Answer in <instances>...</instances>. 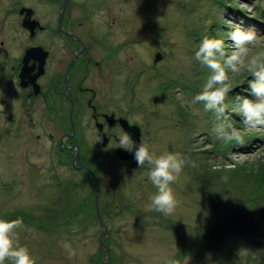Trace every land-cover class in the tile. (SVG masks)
<instances>
[{"label":"rangeland","instance_id":"obj_1","mask_svg":"<svg viewBox=\"0 0 264 264\" xmlns=\"http://www.w3.org/2000/svg\"><path fill=\"white\" fill-rule=\"evenodd\" d=\"M4 1L0 0V40L9 37L2 30V19L7 16V10L2 7ZM21 1L29 3V0ZM77 1L84 2L90 11L91 43L99 47L92 37L100 40L110 34L107 39L110 45H120L119 58L125 69L120 86L122 103L129 107L132 103L137 108V114L130 113L133 120L145 124L150 118L145 142L157 154L165 150L179 152L189 161L173 185L178 206L170 216L147 210L149 198L156 192L147 178V170L142 173L127 169L121 166L114 154L108 152L102 154L101 165H93L104 184L103 191L111 192V196L106 195L105 205L110 204V208L116 209L120 207L119 214H116V209H108L109 212L104 215L110 233L108 246L116 256L115 264H164L165 257H178L182 251L187 256L182 264H249L248 257L251 256L264 260V253L253 251L245 239L235 249L225 243L222 248L220 245V249L213 246L206 251L212 243L208 245L209 234L203 232L207 229L215 232L217 227H228L234 215L247 211V207L235 209L237 204L242 207L251 202L250 207L253 206L256 212L261 205L263 208L264 198L255 186L264 172V150L258 151L264 148V131L245 133V144L239 146L235 143L232 148V142L218 140L210 131L214 123L213 114L204 112L202 105L184 106L188 111L182 110L179 107L183 105L177 99L178 95H183L185 99L191 100L207 78L208 69L194 60V52L204 36H217L216 31L226 36L228 29L218 24L216 19L224 20L226 27L227 21L232 20L242 23L245 29L255 28L264 34V0H226L228 7L222 9L213 0H114L110 9L104 0ZM230 6L245 13L233 11ZM17 8L11 6V9ZM253 15H259L262 26L247 19ZM13 17L18 21L16 14ZM111 19H118V30L114 28L110 31ZM214 24L218 25V30L216 27L211 29ZM24 37L25 43L26 34ZM11 43L10 49L2 48L0 44V75L8 70L4 66L5 62L9 68L7 62L17 63L22 54L17 40L12 39ZM157 52H161L163 57L155 63ZM102 55L101 50H98L96 56ZM13 66L10 65L11 68ZM249 78L247 73L242 74L234 81L233 88ZM9 81L12 85L14 80L5 75L0 78V104L10 102L11 93L15 96L20 93L17 87L14 93L7 92ZM247 87L241 85L231 93L233 102L237 94H247ZM128 90L130 98L124 99ZM233 102L228 103L232 110ZM149 111L152 117L148 116ZM234 113H230L231 123L235 121L237 124L234 126L243 128ZM10 115L11 118H8L0 110V218H22L23 227L17 232L21 244L31 251L35 264H96L102 233L96 215H74L83 204L82 196L86 195V191L93 194V180L90 178L89 185L80 192L81 196L72 201L74 209H69L65 214L69 218L66 225L57 229H40L33 217L42 213L36 195V168L47 157L38 154L40 144L36 139V128L33 122H29L30 117L24 114L17 117ZM31 117H34L33 113ZM6 126L12 137L16 134L20 138L7 137L4 134ZM189 130L194 132H190V141H197L185 145ZM19 131L31 135L23 137ZM213 142L217 149L229 155H225L229 159L219 157L218 151L210 153V159L209 154L203 153L204 158L199 156L204 150H214ZM192 148H195L197 157L191 156ZM95 150L97 148H91L93 153ZM192 163L202 164V175L198 172L202 177L201 183L188 170ZM225 176L227 181L223 179ZM18 210L26 213L28 218L17 213ZM72 215L75 218L72 219ZM199 243L204 247H199ZM6 264L11 262L6 261Z\"/></svg>","mask_w":264,"mask_h":264},{"label":"flooded vegetation","instance_id":"obj_2","mask_svg":"<svg viewBox=\"0 0 264 264\" xmlns=\"http://www.w3.org/2000/svg\"><path fill=\"white\" fill-rule=\"evenodd\" d=\"M11 1L6 0V14L9 16L16 12L10 8L12 5L18 7L16 15L22 23L27 13L21 15L20 9L25 6H21L19 0L12 4ZM42 1L46 4L43 8L40 5ZM104 2L110 9L115 1ZM31 9L33 13H28V18L45 26L31 37L35 38L31 41L36 43L34 46L42 47L47 56L43 59L41 54L44 51H39L35 61L28 63V67L35 63L29 77L39 72L35 86L29 84L21 89V107L7 104L5 112L34 115L30 120H36L40 151L47 157L38 166V193L41 203H44L70 197L74 188L83 191L89 184V178L93 179L87 169L100 163L97 158L99 150L90 157L89 149L101 142V150L109 149L111 153L121 150L116 141V137L124 132L121 119L135 125L137 122L130 117L131 111L134 112L133 106L122 103L120 50L117 45H110L107 40L110 34L100 40L92 37L99 47L91 43L90 11L86 4L77 0H37ZM114 28H118L117 19L110 21V31ZM6 33L9 37L2 45L10 48L11 40L17 37L18 32ZM98 50H101L102 57L96 56ZM23 65V56H20L13 68L16 70L14 76L19 78ZM128 97L126 95L124 99ZM145 131L148 133L141 127L143 140H146ZM105 138L107 144L103 147ZM131 162L124 163L130 165ZM100 184L102 187V181Z\"/></svg>","mask_w":264,"mask_h":264},{"label":"clouds","instance_id":"obj_3","mask_svg":"<svg viewBox=\"0 0 264 264\" xmlns=\"http://www.w3.org/2000/svg\"><path fill=\"white\" fill-rule=\"evenodd\" d=\"M227 28L225 37L204 36L200 41L194 60L208 69L207 78L191 100L183 95H178L177 99L183 106L202 105L204 112L214 116L212 132L215 137L225 143L243 146L245 133L264 131V34L255 28L245 29L242 23L232 20L227 21ZM244 73L250 77L247 94H237L233 102V111L243 124V128H238L231 123L226 100L233 91L234 81ZM12 103L14 105L15 101ZM4 108L0 104V110ZM116 141L119 148L133 155L138 168L148 167L147 178L156 192L150 196L147 210L172 215L178 206L173 185L189 161L179 152L165 150L157 154L143 139L137 144L127 131L118 135ZM261 150L264 148L258 149ZM223 179L227 181V176ZM21 227L22 218H0V264H6V261L35 264L29 248L20 242L17 230ZM164 264H179V261L169 255Z\"/></svg>","mask_w":264,"mask_h":264},{"label":"trees","instance_id":"obj_4","mask_svg":"<svg viewBox=\"0 0 264 264\" xmlns=\"http://www.w3.org/2000/svg\"><path fill=\"white\" fill-rule=\"evenodd\" d=\"M201 168L202 166H194L192 168L193 175H198ZM255 188L258 189V192H261V197L264 198V172L260 174V178L257 180ZM245 201L246 200H241V202ZM250 203L251 202H247L242 207L239 204L235 206V209L238 210L247 207V211L245 210L240 214L234 215V218L230 220L231 222L228 227H217L215 232L207 229L209 234L208 245L212 243L207 249H210L213 246L220 249V245L222 248L226 242L228 243L230 238H244L248 240L253 247L255 246L257 250L264 251V204L263 208L261 205L260 210L256 212L254 211L253 206L250 207ZM258 262H264V260L250 258V264H257Z\"/></svg>","mask_w":264,"mask_h":264},{"label":"water","instance_id":"obj_5","mask_svg":"<svg viewBox=\"0 0 264 264\" xmlns=\"http://www.w3.org/2000/svg\"><path fill=\"white\" fill-rule=\"evenodd\" d=\"M28 53H30V55H31V51H29ZM29 56L26 58L27 61L29 59ZM160 58H161V56L158 54L157 57H156V61H158ZM23 77H24V74H23ZM125 128H126V131L129 134H131L133 137H136L138 139V137H139V131H138V128L137 127H131L128 124H125ZM136 142H137V144H139V139ZM118 154L124 160H128V159H131L133 157V155L130 152H128V151H120V152H118ZM135 166H136V164L134 165V167ZM96 195H97L96 197H97V201H98V194L96 193ZM97 204H98V202H97ZM98 216L101 219V216L99 214V211H98ZM106 233H107V230L105 229V234ZM101 245H102V247L105 248L104 244H101Z\"/></svg>","mask_w":264,"mask_h":264}]
</instances>
